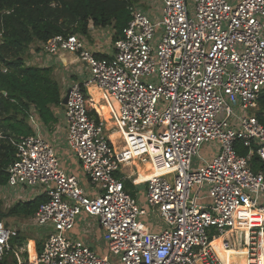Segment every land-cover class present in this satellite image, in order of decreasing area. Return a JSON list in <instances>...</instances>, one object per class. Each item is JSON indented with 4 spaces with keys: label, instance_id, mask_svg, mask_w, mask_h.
I'll return each instance as SVG.
<instances>
[{
    "label": "built area",
    "instance_id": "built-area-1",
    "mask_svg": "<svg viewBox=\"0 0 264 264\" xmlns=\"http://www.w3.org/2000/svg\"><path fill=\"white\" fill-rule=\"evenodd\" d=\"M127 8L121 35L112 40L110 33L102 48L70 33L54 35L35 53L41 64L72 53L73 75H89L69 83L61 104L63 145L86 183L62 166L57 143L30 113L33 131L13 142L8 180L0 187L17 198L45 193L32 217L46 229L36 263L223 264L212 245L221 237L224 248L240 244L257 264L264 173L252 170L250 159L256 154L264 163V0H192L191 7L187 0H138ZM90 85L109 106L120 150L106 119L88 113ZM210 142L208 157L198 155L192 169V156ZM237 142L246 154L238 153ZM131 162L148 164L150 175L138 180ZM143 183L145 204L161 224L140 220L148 213L136 197ZM81 214L98 217L106 253L75 235ZM15 233L0 221V259L17 255L10 242Z\"/></svg>",
    "mask_w": 264,
    "mask_h": 264
},
{
    "label": "trees",
    "instance_id": "trees-1",
    "mask_svg": "<svg viewBox=\"0 0 264 264\" xmlns=\"http://www.w3.org/2000/svg\"><path fill=\"white\" fill-rule=\"evenodd\" d=\"M129 4H138V0H0V187L8 180L6 167L14 156L13 142L33 131L28 122L29 114L34 113L42 125L52 128L58 121L53 108L61 105L63 95L52 65L31 63L24 59V53L40 52L42 44L57 34L76 33L88 38L93 30L105 27L111 28L114 40L121 35L130 18ZM96 56L106 54L99 52ZM260 104L262 110L263 96ZM86 106L88 113L100 120L103 113L89 95H86ZM260 119L264 121V116ZM237 143L238 153L246 154L248 148ZM250 165L252 170L264 173V163L258 155L253 154ZM125 187H130L129 181L125 182ZM4 198L0 196V219L33 217L38 206L46 200L45 193L19 198L10 201L11 206L3 211ZM27 238L17 229L10 242L16 250ZM42 240L36 243L38 251ZM23 255L26 257L27 253L24 251ZM35 257L36 253L32 259ZM0 264L28 262L19 263L11 251L0 259Z\"/></svg>",
    "mask_w": 264,
    "mask_h": 264
},
{
    "label": "rangeland",
    "instance_id": "rangeland-1",
    "mask_svg": "<svg viewBox=\"0 0 264 264\" xmlns=\"http://www.w3.org/2000/svg\"><path fill=\"white\" fill-rule=\"evenodd\" d=\"M187 3L188 5L191 7L192 6V0H187ZM141 9L142 10H146L148 9V6H147V3H142L141 4ZM95 34L91 35L90 37L86 38V40L88 41L87 42V45L89 48L91 49H94V48H97V47H104L106 45H108L110 43V40H109V36H110V33H111V28L109 27H105V28H99V29H95L94 30ZM36 45V44H35ZM35 45H33L32 47L34 48ZM24 59L29 61V62H34L35 63H38V61L36 60V55L26 51L24 53ZM37 61V62H36ZM52 62V59L50 60ZM63 70V69H62ZM72 68H68L67 71L64 69V71H59V74H54L56 77H58L60 83H61V77L64 76L65 79L67 80V82H65L63 84L64 86V90L67 88V86L69 85V82L68 81H72L73 79L74 80H77L78 76L76 75H73V73L71 72ZM66 75V76H65ZM64 77H62L64 79ZM89 77L88 73H84L82 74L81 76H79L78 80H85ZM102 105L101 102H98ZM97 103V104H98ZM99 105V104H98ZM116 106V104H115ZM262 111L264 112V107L262 109ZM114 125L113 123H110L106 124V130L112 134V137L113 136H117V140H119V130H114ZM47 130V131H46ZM44 129V132L45 134L47 132H51L53 131V128H47V129ZM63 132V135L65 134V130L62 131ZM55 136L57 135V133L54 134ZM63 140H64V137H63ZM59 139L57 138V140L55 141V143L57 144H61L59 143ZM64 143L62 142V145ZM60 145V146H62ZM215 143L214 142H210L207 146H204V147H201L198 151V154L197 155H193L192 158H191V167L192 169H195L199 166V163H200V160H199V157L198 155L202 156V157H208L209 155V151H208V147L209 146H214ZM116 146L119 147V144H118V141L116 142ZM131 163H129L130 165ZM141 175V174H140ZM141 179L142 178V175H141ZM147 184H140L138 185L137 189L138 191L140 192V194L142 195L140 197V194H136V197L138 196V201L140 202V205L144 208H146L148 210V207L146 206L145 204V201H144V196L142 194V190H144L146 188ZM130 190L132 191V186L130 187ZM207 190V186L205 185L203 187V192H205ZM32 192H34L33 190H31ZM135 194V193H134ZM16 194L14 193V191H6L4 189H0V196L2 197H5L3 200H2V209L3 211H6L10 206V201L13 202L16 200V197L17 195L15 196ZM14 199V200H12ZM7 201V202H6ZM140 220L144 221V222H153V223H159L161 224V220L158 218V216L154 213V212H150V210H148V213L144 216H140ZM0 221L3 223V225L7 228H9L10 230H17V229H20V231H22V233H24L28 238L26 240L27 241V244L25 245V243L20 247L18 248L17 250V257H18V261L19 263L23 262V261H27L28 264H29V258H30V261H32V257L35 253V248H34V244L36 245L37 241H39L40 239L42 240L43 238V233H42V230L40 229H43V228H40L36 225V224H33V220H32V217H28V218H23V217H15V216H6L2 219H0ZM76 225L77 227L85 232L86 234H88L89 236V239H85V242L88 243L91 248H94L97 252L99 253H106L107 250L105 249V241L103 239V237L101 236V233H100V230L97 229L96 227L98 226V217L97 216H94V215H86V214H81L78 218H77V221H76ZM42 236V238H41ZM234 238H236V232L233 233L232 235ZM35 242V243H34ZM93 242V244L91 243ZM235 247L237 248H241V245L240 244H237L235 245ZM27 248H28V251H27ZM26 252L27 253V256L25 257L23 255V252ZM242 256V257H240ZM117 259V258H115ZM238 261L240 264H245V256L243 255H239L238 256ZM114 262V264H120L118 261L116 260H112Z\"/></svg>",
    "mask_w": 264,
    "mask_h": 264
},
{
    "label": "crops",
    "instance_id": "crops-1",
    "mask_svg": "<svg viewBox=\"0 0 264 264\" xmlns=\"http://www.w3.org/2000/svg\"><path fill=\"white\" fill-rule=\"evenodd\" d=\"M95 31L93 30L92 32H91V34L93 35V34H95L94 33ZM47 59L49 60V57H47ZM52 62L50 61L49 62V65H52V67H53V72H54V74H59V71H60V69H61V71H64V69L67 71V69L68 68H74L75 67V64H77L76 63V58H75V56H74V54H72V53H69V52H63V53H61V55L59 56V57H57V58H52ZM33 63H35V61L33 62ZM63 69V70H62ZM55 76V75H54ZM66 76V75H65ZM56 77V76H55ZM62 77H64V76H62ZM61 77V83H60V81L58 80L59 78L58 77H56V79L59 81V83H60V85H61V89H62V91L64 92V86H63V84L65 83V82H67V80L65 79V77H64V79ZM74 80V79H73ZM69 83L71 82V80L70 81H68ZM89 92H90V94H91V98L93 99V101L95 102V103H98V102H101L100 100H102V93L100 92V91H98L96 88H91L90 90H89ZM113 102V101H112ZM111 102V103H112ZM61 104V103H60ZM99 105V107H100V109H101V111H102V113H103V115H109V106H107V105H105V104H100V103H98ZM115 102H113L112 103V106H115ZM53 110H54V113H55V115H56V117L58 118V121H57V123L56 124H54V126L52 127L53 128V131H52V133L51 132H47V134H48V136L51 138V139H53V140H57V138L59 139V143H61V144H57L58 145V152H59V155H60V158H61V163H62V166L68 171V172H71V173H74V174H79L80 175V177H81V181H82V183L83 184H85L86 183V179L84 178V176L82 175V172H81V169H80V166H79V164H78V162L76 161V159H74V157L68 152V150L64 147V145H62V142H63V137H64V135H63V130H64V127H63V109H62V105H60L59 107H55V108H53ZM102 115V116H103ZM44 126V125H43ZM48 127H46V126H44V129L46 130ZM51 129V128H50ZM47 131V130H46ZM55 133H57V135L55 136L54 134ZM109 137L111 138V139H113V141H114V143H115V148L117 149V150H120L121 149V147H122V142H121V140H120V136H119V140H117V137H116V135L115 136H113L112 137V134H110L109 133ZM118 141V144H119V147H117L116 146V142ZM60 145H62V146H60ZM130 167H131V170H132V172H134V167H133V165H132V162H131V164H130ZM138 173H139V175L137 176V179L138 180H141V175H142V178L144 179V178H146L147 177V171H138ZM141 174V175H140ZM128 189H130V187L128 188ZM19 198H17L16 197V200H18ZM33 224H34V222H33ZM38 227H40V226H38ZM41 228H43V231H42V233H43V237H44V233H46V229L44 228V227H41ZM97 229H99L100 230V227H99V225L96 227ZM16 231V230H15ZM74 232H75V235H77V236H80V237H82L84 240L85 239H89V236H88V234H86L85 232H83L81 229H80V227L78 228L77 227V225H76V227H75V229H74ZM100 233H101V230H100ZM41 238H42V236H41ZM29 240V239H28ZM28 240H26V243H25V245L27 244V241ZM39 241H41V239L39 240ZM35 243V242H34ZM92 244H93V242H91ZM92 246V245H91ZM34 248H35V253L38 251L37 250V247H36V245L34 244ZM16 250H18V248L16 249ZM27 251H28V248H27ZM34 253V254H35ZM30 260V259H29Z\"/></svg>",
    "mask_w": 264,
    "mask_h": 264
},
{
    "label": "bare ground",
    "instance_id": "bare-ground-1",
    "mask_svg": "<svg viewBox=\"0 0 264 264\" xmlns=\"http://www.w3.org/2000/svg\"><path fill=\"white\" fill-rule=\"evenodd\" d=\"M91 88H96L98 91H100L95 85H90L89 86V90ZM101 92V91H100ZM103 117L106 119V124L108 126V124L113 123L114 127H116V123L110 119L109 115H103ZM114 130H118V129H114ZM119 135L120 131H119ZM117 137V136H116ZM113 140V139H112ZM114 143V141H113ZM115 145V143H114ZM134 169H138V171H147V176L150 175V167L148 164L142 166H139L137 164H133ZM257 221H261V217H257ZM222 238L221 237H217L216 239L213 240L212 245L215 247V250L218 254V257L220 258V260L223 262V264H240L238 261V256L239 255H243L245 256V264H250L251 262H253L252 260H249L248 257V251L247 249H236L235 247H230V248H224L222 243H221ZM263 243H264V235H263ZM242 257V256H240ZM36 257L34 259H32V261H29V264H37L36 263ZM257 264H264V244H263V249L261 250V255H260V261Z\"/></svg>",
    "mask_w": 264,
    "mask_h": 264
},
{
    "label": "water",
    "instance_id": "water-1",
    "mask_svg": "<svg viewBox=\"0 0 264 264\" xmlns=\"http://www.w3.org/2000/svg\"><path fill=\"white\" fill-rule=\"evenodd\" d=\"M68 91H69V89H67V91H66V93L63 95V97L61 98V104H64L65 102H66V100H67V95H68Z\"/></svg>",
    "mask_w": 264,
    "mask_h": 264
}]
</instances>
